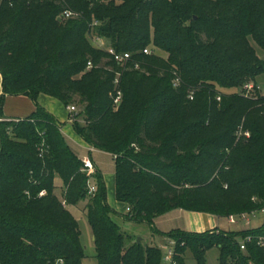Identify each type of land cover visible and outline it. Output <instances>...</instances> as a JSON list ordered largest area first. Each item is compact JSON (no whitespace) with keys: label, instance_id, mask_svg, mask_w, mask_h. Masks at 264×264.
<instances>
[{"label":"trees","instance_id":"trees-1","mask_svg":"<svg viewBox=\"0 0 264 264\" xmlns=\"http://www.w3.org/2000/svg\"><path fill=\"white\" fill-rule=\"evenodd\" d=\"M64 11L75 18H62ZM96 37L130 54L124 68ZM250 38L264 51V0L0 1V118L5 96L35 104L26 118L0 120V264L86 258L78 224L56 195L57 175L66 206L84 202L96 264H163L159 248L137 243L115 222L101 173L82 172L39 94L65 108L76 98L83 106L82 121L77 113L71 125L112 156L125 219L157 233L154 219L177 208L223 219L261 210L264 95L232 92L264 75ZM241 124L250 138L237 141ZM164 236L174 243L175 264H186V252L205 264L212 248L219 264H264V247L256 244L264 221L240 233ZM247 236L252 241L241 250Z\"/></svg>","mask_w":264,"mask_h":264},{"label":"rangeland","instance_id":"rangeland-1","mask_svg":"<svg viewBox=\"0 0 264 264\" xmlns=\"http://www.w3.org/2000/svg\"><path fill=\"white\" fill-rule=\"evenodd\" d=\"M249 43L252 44V46L255 49L256 55L259 59H261L264 62V51L261 50L250 38ZM256 85L259 87L261 90V95H264V75L259 76L256 79ZM233 93H239V89H236V91H232ZM44 96L43 94H41ZM46 97L50 102H52L54 109H56L57 112V118L59 121L62 123V126H64V133L66 138L71 141L70 137H73L75 140L74 145L73 143L67 142L69 148L71 151L75 154L76 157H78L81 161H83L84 157L88 155L89 151H92L91 153V159L92 162L95 164L98 172L101 173L102 177L105 180V187H106V202L110 205V207L113 209V211L117 214L115 222L118 223L120 226L121 230L130 236L135 237V239H140L139 243H143L145 246L147 245H152L161 250L162 255L166 253L165 246H168V240L166 239L165 236L157 235L153 232H151V229L148 224L145 223H136L133 222L132 220L125 219L122 217L126 213V208L123 203H120L116 201L115 199V187L113 185V180H114V160L112 156H110L108 153L102 151V150H94L93 147L87 146L84 143H82L79 135L76 133L74 127L70 124L67 123L65 124L72 116L69 112V110H66L63 106V104L56 98H49ZM37 102L39 106H41L43 103L40 102L39 96L37 97ZM40 102V103H39ZM4 104V102H3ZM118 104V103H117ZM116 103H114L115 106H117ZM72 105L75 107L77 112L79 113V119L82 121V108L78 103V99L76 98L73 102ZM46 108H49L47 105ZM12 107V106H10ZM50 107V108H51ZM65 138V139H66ZM73 142V141H72ZM55 184L61 188H63V183L61 178L57 175L55 176ZM57 197L60 200H63L62 196V191L61 189H57ZM61 191V192H60ZM84 206V202H80L77 206H69L67 208V211L70 212L72 217L76 220L78 224V229L79 233L81 234L80 236V241L82 248L84 249V254H85V259L83 260L82 264H96V261L94 259V254H95V249L93 245V240H92V234L90 230V226L88 224L87 218L84 217L82 213V207ZM249 223L243 220H239L237 224L235 225H230L227 222L226 218L220 219L219 225L217 227L218 230L221 231H230L234 233H240L242 230H252L255 229L259 226L264 221V214L263 213H257L255 218H248ZM161 222L160 226L161 228L157 225V229L161 232H166L168 233L171 229L174 230L177 222L175 221H167L166 218H162L159 220ZM181 227V224L179 225ZM179 231L181 229H178ZM175 231V230H174ZM185 262L186 264H197L195 260H193L190 252H186L184 255ZM205 264H219L218 261V250L216 248L210 249L206 255H205ZM163 264H166L162 262Z\"/></svg>","mask_w":264,"mask_h":264},{"label":"crops","instance_id":"crops-1","mask_svg":"<svg viewBox=\"0 0 264 264\" xmlns=\"http://www.w3.org/2000/svg\"><path fill=\"white\" fill-rule=\"evenodd\" d=\"M0 93H1V91H0ZM38 96H39L40 102L43 103L40 107H42L44 109V111L48 112L49 114H52L55 117L56 121L61 126V132H62V135L64 136V139H65L66 136H65V133L63 131L64 126H62V123L59 121V119L57 118V115H56L58 111H56V109L51 107V106H53V104L46 97H44L46 95L42 96L41 94H39ZM47 97H49V96H47ZM49 98H51V97H49ZM44 105H47L49 108H46V106H44ZM10 106H12V107H10ZM1 112H2V117L0 118V120H5V119L6 120H9V119L10 120H20L22 118L28 117L29 115H31L35 112V104L26 96H21V95L20 96H5L4 104L2 106ZM67 123H70L69 120L65 124H67ZM70 139H71V141L67 137L65 139V141L69 142L71 144L73 143V146H75L74 141L76 139L73 140L74 139L73 137H70ZM82 143L89 146L85 141H82ZM93 149L95 150V148H93ZM91 153H92V151H89L88 155L84 158H88L92 162ZM92 164L94 166V170L98 172L95 164L93 162H92ZM55 180L56 179L54 178V186H55V188H57L59 190L61 189L62 196H63L64 189L57 186L55 184ZM103 181L105 183L104 178H103ZM112 182H113V185H115V173H114V180ZM57 189H56V195L58 193ZM59 201L62 202L63 200L59 199ZM124 206L127 209V206L125 204H124ZM65 208L67 209L68 207L66 206ZM162 218H166V220L168 222L169 221H175V222H177L176 225L181 224V227H179V225L174 227L175 231H179L178 229H181L180 231L192 233V234L204 233V232H208L209 230H218L217 227L219 225L220 219H222V218H218L215 215H211V214H203V213H198V212L192 213V212H187L185 210L177 208V209L168 211V212L162 214L161 216L157 217L156 219H154L152 226H153L154 230L157 232L155 234L161 235V236H164V234H166V232H161L157 229V225L161 228V226H160L161 222H159V220ZM174 230L171 229L170 231H174ZM92 240H94L93 234H92Z\"/></svg>","mask_w":264,"mask_h":264},{"label":"built area","instance_id":"built-area-1","mask_svg":"<svg viewBox=\"0 0 264 264\" xmlns=\"http://www.w3.org/2000/svg\"><path fill=\"white\" fill-rule=\"evenodd\" d=\"M2 1V0H0ZM7 1L9 4L17 1V0H5ZM39 1H43V0H39ZM62 18L65 19H73L75 18V15L72 14L69 11H64V13L61 16ZM93 43L95 45H97L99 48L105 49V51L109 54V56L111 58H113V60L118 63L121 67H125V65L127 64V60L130 58V54H121V53H117L112 47L108 48L105 47L104 42L99 39V38H94L93 39ZM144 54H150L149 49L143 50ZM91 68V64L88 63V69ZM135 69H138V65H135ZM178 84V81L174 82V85L176 86ZM239 94L243 95L245 98H251L253 95H256V93H261V90L259 89V87L254 84L252 81L249 83L244 84L240 89H239ZM117 96L114 99V103H119L120 98H121V94H119V92L116 93ZM188 100H193L194 98V92H190V94L188 95ZM216 101L219 102L220 101V96L216 97ZM66 110H69V112L71 114H73V116L69 119V122L71 123L74 119V116H76V114L78 113L77 110L75 109V107L73 105H68L66 107ZM234 137L236 138V140H247L250 138L249 132L245 131L243 128V125H239L237 127V130L235 131ZM83 164V168H82V172H86L87 176H90L92 174L95 173L94 170V166L91 162L90 159L88 158H84L82 161ZM88 187H89V191H88V195L89 196H93V194L95 193L96 188L94 186H92L91 184L88 183ZM43 195V193L40 194V196ZM63 207H66V203L64 201L61 202ZM126 211H129L128 209H126ZM257 213H263L264 214V207L259 210V211H255V212H251V213H240L238 216L235 215H231L227 218V222L230 225H235L237 224V222L241 219L243 221H246L247 223H249V219L250 217L255 218ZM252 241L250 236L245 237L244 239H242L239 243L240 245V249L241 250H245L246 249V244L250 243ZM257 245H259L260 247H264V238L263 237H259L257 239L256 242ZM174 243L170 240H168V246H165V250L166 253L163 256L162 262L166 263V264H175L173 261V256H174V247H173ZM53 264H63V260L62 259H57L55 260V262Z\"/></svg>","mask_w":264,"mask_h":264},{"label":"water","instance_id":"water-1","mask_svg":"<svg viewBox=\"0 0 264 264\" xmlns=\"http://www.w3.org/2000/svg\"><path fill=\"white\" fill-rule=\"evenodd\" d=\"M0 81H1V76H0ZM136 242L139 243L140 242V239H137Z\"/></svg>","mask_w":264,"mask_h":264}]
</instances>
